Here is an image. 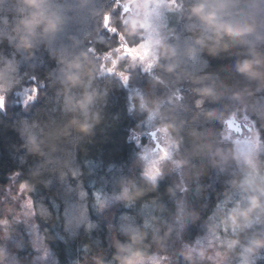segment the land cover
<instances>
[{
    "label": "trees",
    "instance_id": "1",
    "mask_svg": "<svg viewBox=\"0 0 264 264\" xmlns=\"http://www.w3.org/2000/svg\"><path fill=\"white\" fill-rule=\"evenodd\" d=\"M174 1L182 12L169 18L155 75L129 73L125 84L102 69L122 44L144 41L142 29L125 31L127 0H0V248L2 224L22 219L29 200L58 264H264V155L255 175L223 136L237 116L264 139V0ZM200 4L204 13L194 14ZM118 62L125 71L128 58ZM131 87L144 110H131ZM29 88L36 100L24 107L17 94ZM177 96L186 115L165 124L180 174L169 167L151 182L131 134ZM7 235L18 264H34L23 228ZM207 236L204 252L189 256Z\"/></svg>",
    "mask_w": 264,
    "mask_h": 264
},
{
    "label": "rangeland",
    "instance_id": "2",
    "mask_svg": "<svg viewBox=\"0 0 264 264\" xmlns=\"http://www.w3.org/2000/svg\"><path fill=\"white\" fill-rule=\"evenodd\" d=\"M141 2L144 7L139 19L145 25V28L142 29L144 41L139 46L131 48V50H128L127 46L122 44L119 52L116 51V56L109 55L105 58L102 69L104 75H118L125 84L129 82L128 79L133 72L148 74L150 75L149 77L155 75V70L162 57V46L169 38V34L167 33L169 18L173 14L182 12L181 6L174 0H141ZM130 8V5L126 7V17L124 19L130 15ZM126 58H128L129 62L125 71H119L117 68L118 61ZM129 91L131 110H144L146 108L144 94L138 88L131 87ZM17 96L19 103L26 107L35 102L36 91L33 88L24 89ZM136 100L139 103L138 108L135 107ZM170 104L174 107L168 114L163 115L160 107L164 105L171 106ZM160 107L149 111L140 129L132 132L130 138L139 148V160L143 176L151 182H156L160 179L169 167L174 168L173 174L175 175H179L181 170V163L177 160L180 146L172 138L165 122L172 113L180 118L185 117L187 112L186 104L184 105L182 99L177 96L169 101H164ZM234 117L242 123L243 134L238 135L228 131L225 125L223 136L233 143L238 166L246 167L255 173V175H258V162L260 157L264 155V139L261 138L257 131L255 123L249 118ZM152 133L156 134L152 135ZM109 201L110 203L107 204L113 206V200ZM179 207L180 210L176 223L181 225L184 215H186L185 201H182ZM21 218L15 221L13 225L2 224L5 235L0 248V253L3 255L1 264H18L16 257L9 252V247L14 240L10 239L7 235L14 227L23 228V232L30 243L29 245L33 249L32 252L35 254L34 264H58L56 257L48 248L43 236L39 232L35 222L33 205L29 200L25 201L22 205ZM209 243L210 238L208 236L199 239L194 247H190L188 255L193 257L200 256ZM22 250L26 254V250L24 248ZM25 257L27 256L25 255ZM26 262L28 263L27 259ZM133 264H163V260L159 257H152L150 259H139Z\"/></svg>",
    "mask_w": 264,
    "mask_h": 264
},
{
    "label": "clouds",
    "instance_id": "3",
    "mask_svg": "<svg viewBox=\"0 0 264 264\" xmlns=\"http://www.w3.org/2000/svg\"><path fill=\"white\" fill-rule=\"evenodd\" d=\"M128 5H130L131 8H130V15L126 19L123 20V23L127 25V28L125 29V31L130 36L143 34L141 32V29L145 28V25L142 22V20L139 19V17L141 16V12H142L144 5L142 4L141 0H127L126 7ZM204 10H205L204 4L197 5V6L193 7V9H192L194 14H202V13H204ZM208 16L211 19L215 20V18H216L215 11L209 12ZM104 20H105L104 26L107 28L109 26L108 22L111 20V14L105 13ZM53 27H54V25H53ZM110 31L115 33V32H117V29L115 27H112V28H110ZM227 35H231V33H228ZM119 38L121 40H124L125 39L124 34L120 33ZM119 50H120L119 47L117 49H115V51H117V52H119ZM257 63L259 64L260 62H257ZM261 75L264 76V65H261ZM3 107H4L3 100L0 99V110H2Z\"/></svg>",
    "mask_w": 264,
    "mask_h": 264
},
{
    "label": "water",
    "instance_id": "4",
    "mask_svg": "<svg viewBox=\"0 0 264 264\" xmlns=\"http://www.w3.org/2000/svg\"><path fill=\"white\" fill-rule=\"evenodd\" d=\"M0 99H2V98H0ZM2 100H3V104H4V99H2ZM225 125H226V128L228 131L234 132L235 134H238V135L243 134L242 123L239 122L235 117L228 119L226 121ZM155 134L156 133H152V135H155Z\"/></svg>",
    "mask_w": 264,
    "mask_h": 264
},
{
    "label": "flooded vegetation",
    "instance_id": "5",
    "mask_svg": "<svg viewBox=\"0 0 264 264\" xmlns=\"http://www.w3.org/2000/svg\"><path fill=\"white\" fill-rule=\"evenodd\" d=\"M155 137V136H154ZM52 252V251H51ZM55 256V255H54Z\"/></svg>",
    "mask_w": 264,
    "mask_h": 264
}]
</instances>
